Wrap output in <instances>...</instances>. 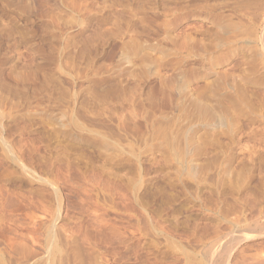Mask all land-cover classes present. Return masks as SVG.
Returning a JSON list of instances; mask_svg holds the SVG:
<instances>
[{
  "label": "rangeland",
  "instance_id": "obj_1",
  "mask_svg": "<svg viewBox=\"0 0 264 264\" xmlns=\"http://www.w3.org/2000/svg\"><path fill=\"white\" fill-rule=\"evenodd\" d=\"M260 262L264 0H0V264Z\"/></svg>",
  "mask_w": 264,
  "mask_h": 264
},
{
  "label": "bare ground",
  "instance_id": "obj_2",
  "mask_svg": "<svg viewBox=\"0 0 264 264\" xmlns=\"http://www.w3.org/2000/svg\"><path fill=\"white\" fill-rule=\"evenodd\" d=\"M246 154V153H245ZM249 155V154H248ZM233 251V250H232ZM216 252H218V251H216ZM229 254V253H228ZM214 255V254H213ZM215 258V257H214ZM212 259V258H211ZM227 260H229V259H227ZM249 260V259H248ZM252 260V259H251ZM214 261V260H213ZM245 261V260H244ZM247 261V260H246ZM262 262V261H261ZM261 262H260V264H261ZM243 263V262H242ZM263 263V262H262ZM240 264V263H239Z\"/></svg>",
  "mask_w": 264,
  "mask_h": 264
}]
</instances>
